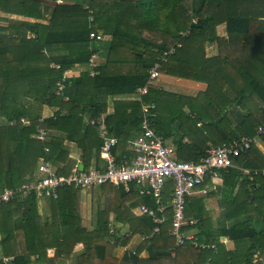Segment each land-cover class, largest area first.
Segmentation results:
<instances>
[{"label": "trees", "instance_id": "trees-1", "mask_svg": "<svg viewBox=\"0 0 264 264\" xmlns=\"http://www.w3.org/2000/svg\"><path fill=\"white\" fill-rule=\"evenodd\" d=\"M177 7L186 9L193 21L177 16ZM44 11L42 0H0V12L46 21H8L0 27V33H7L0 35V118L5 121L0 126V192L27 182L45 155L52 161H65L64 139L81 150L82 170L87 171L92 160L99 164L102 141L88 131L83 116L97 120L106 114L109 97L144 87L155 63L160 65L158 74L204 83L206 89L186 97L151 85L139 102L114 101L105 126L118 138L113 149L116 157L125 153L127 143L140 132L143 104L154 106L149 110L154 115L150 124L157 134L169 137L175 132L192 140L194 154H184L181 159L186 161H198L210 145L227 146L237 137H253L256 127L264 123V0H85L83 5L75 0L68 5L55 2ZM222 24L225 38L216 31ZM92 31L109 39L104 46L108 47L106 62L96 69V76L85 72L66 80L62 94L67 101H63L55 95V84L64 71L87 64L100 52L89 41ZM212 44L217 55L206 57V45ZM28 101L45 102L58 110L24 127L20 120L30 115ZM37 125L64 137L36 141L31 136ZM234 162L249 174L244 176L236 168L219 171L224 187L234 189L239 183L233 197L232 192H221L232 199L219 201L223 212L216 231L195 215L186 200V220L197 217L198 222L183 230H195L199 244L208 248L188 242L175 245L169 234L170 209L164 213L166 220L159 232L152 235L151 218L136 216L132 209L140 203L154 207V201L140 198L133 185L128 192L120 186L100 187L110 193L109 209L115 220L129 224V235L123 238L110 232L101 213L94 230L88 232L81 226L80 191L65 188L50 199L51 216L45 221L37 213L33 195L1 206L0 264L6 257L13 258L9 264H30L32 257L45 263L49 249L56 260L70 261L77 244L85 252L75 264H119L113 250L136 235L143 238L140 247L124 254L130 264H147L139 260L142 251L159 264H252L257 251L264 253V156L253 145ZM243 216L247 217L227 227L228 221ZM18 235L23 252L17 246ZM221 238L228 239L233 249L227 250Z\"/></svg>", "mask_w": 264, "mask_h": 264}, {"label": "built area", "instance_id": "built-area-1", "mask_svg": "<svg viewBox=\"0 0 264 264\" xmlns=\"http://www.w3.org/2000/svg\"><path fill=\"white\" fill-rule=\"evenodd\" d=\"M29 37L33 35L29 34ZM88 38L91 43H100L104 40L102 34L93 31L89 33ZM170 53L173 51L171 50ZM94 57L95 54L89 60L92 66H94ZM158 70L159 66L155 65L149 71L146 85L136 90L139 98L145 96L149 87L157 80ZM65 82L66 75L64 74L56 83V94L61 93ZM153 108L154 106H142L140 133L128 143V151L119 158L113 152L118 143L117 139L107 136L106 131L103 128L100 129L99 137L102 145L99 155L105 162L103 169L89 168L84 171L79 163H76L66 170V174H58L45 158H41L31 180L14 188H4L0 192V208L4 204L24 200L32 195L35 199H56L58 191L65 188L89 191L104 186H121L128 192L130 186L134 185L138 188L142 198L150 197L156 205L155 208L145 204L138 207V214L150 217L155 224L152 233L154 235L159 232V225L165 221L166 206L162 205V196L165 189L170 188L171 200L168 208L171 210V228L169 234L174 238L175 245L181 247L188 242L194 247L208 248L202 243L199 244L196 237L183 230L187 225L186 200L200 187H202L200 192L205 194L203 186L207 181L213 182L220 178V170L237 169L235 158L248 151L259 139L264 138V123L256 127V134L253 137H237L227 146L209 147L205 151V156L196 162L183 161L176 157L175 148L168 145L165 138L151 127L150 117L154 115L149 110ZM20 121L25 125L28 124L27 118H21ZM90 124L94 125V121ZM33 139L45 143L47 141L46 131L37 125ZM44 152H48V148H45ZM242 171L246 175L249 174L248 170ZM10 261L12 258L2 259L3 264H9Z\"/></svg>", "mask_w": 264, "mask_h": 264}, {"label": "crops", "instance_id": "crops-1", "mask_svg": "<svg viewBox=\"0 0 264 264\" xmlns=\"http://www.w3.org/2000/svg\"><path fill=\"white\" fill-rule=\"evenodd\" d=\"M76 1L81 2L82 5L85 4V0H76ZM55 2L57 4H60V5H62V4L68 5V4L74 3L75 0H42L43 12L47 13L44 10L47 7L50 9L51 6H53L55 4ZM174 13L177 16L185 19L186 21H190V20L193 21L189 12L184 8L177 7V8H175ZM45 16L47 17V15H45ZM89 20L91 21V19H89ZM8 21H14V22L26 21L28 23L38 22V23H42V24L46 23V21L43 19L42 20H35L32 18H25V17H21V16H17V15L6 14L3 12H0V27H6L8 25ZM216 31H217V34L219 37H222V38L226 37V31H225V25L224 24L219 25L216 28ZM5 34H7V33H0V35H5ZM107 41H109L108 38L104 39L100 44L102 45L104 43H108ZM101 45H99V43H95L94 46L99 48L100 52H98V53L101 55L99 59L103 60L102 55H103L104 51H107L105 49L106 48L108 49V47H106V48L102 47L101 48ZM205 50H206V57H214L217 55V52H218L215 44L206 45ZM96 54H97V52H96ZM99 59H97L98 61L95 60V64L97 65V68L104 66V64H105V63L101 64L100 63L101 61ZM155 65H158L160 68L159 63H155L154 66ZM97 68L92 66L88 61L87 64L77 65L75 67H72V68L64 71L63 75L64 74L66 75V80L79 77L81 73H85V72L89 73L90 76L93 77V76H96L99 74V72L96 70ZM158 77H159V79L157 78V80L153 83L154 85L152 84L151 87L165 91V92H169V93H173V94H177V95H182V96H186V97H195L197 95V93L202 92L206 89V85L204 83L195 82V81L186 80V79H180V78L172 77V76L161 74V73H159ZM159 80H162V84H158ZM65 88L66 87H64V89ZM64 89L61 91L60 94H56V89H55V95L62 97L63 101H67V97H63V94H62L64 92ZM68 90H71V88H68ZM140 98L136 94V91L132 94L117 95V96L109 97L108 98V105H107V109H106V114L101 115V117H99L97 120L93 119V118L90 119L89 116H87V115L83 116V119L85 120V125L87 127H90V129L88 131H90L91 134L99 136L100 129L103 128L106 131L107 136L109 135V137H115L116 139H118L116 136L109 134L108 129L105 126V116L113 113V102L114 101H138L139 102ZM142 106H141V112H142ZM151 106H153V105H151ZM26 107H27L30 115L27 118V120H28L27 125L21 123L24 127H28L30 122L33 120L42 121L43 119L51 117L58 110L57 107H51V106L47 105L45 102L35 103L32 101H28ZM91 121H94V125L90 124ZM4 123H5V121L3 123H1V125H3ZM92 127H94V128H92ZM45 131L47 133V141H50V139L52 137H64V134H62L61 132H58V131H51V130H45ZM34 133L31 136L32 139H33ZM139 133L136 134L131 140L136 138L137 135H139ZM164 138H165L166 143L168 145L175 148L176 157H178V159L180 158V160H183L181 158L184 157V154L185 155L189 154V155L193 156V154H194V149L192 146L193 142L188 136L181 135L180 133L174 132L169 137H164ZM99 139H100V137H99ZM128 143H127L125 152L128 151V148H129ZM211 146H215V145H210L209 147H211ZM254 146L264 156V143H263V141L261 139H259ZM61 150H62V152L67 154V156H65L66 158L64 157L65 161H63V162L52 161V160L48 159L46 157V155H45V157H43V158H45V160H47L50 163V165L56 171V173H58V171H60V170L66 171L69 167H71L72 165H74L76 163H79L80 168H81V162H82V160H81L82 155L81 154H82V152H81V150H79V148H77L73 143L64 139ZM48 152H49V150H48ZM48 152H45V153H48ZM40 159H38V161H37V164L35 166V169H34L32 176L30 178H28L29 180H31L33 178V176L37 170V165L39 164ZM183 161H186V160H183ZM104 167H105V162L101 159L99 164H97L95 162V160H92L89 168L103 169ZM236 167L239 171H241L243 173L244 176H246V174L242 170H247V169L240 168L237 165H236ZM238 183L235 185L234 189H229V188H226L222 185V179L221 178L215 179L213 182L207 181L205 183V185L203 186V189L206 191L205 194H202L200 192V190L202 189V187H200L197 189V191H195L191 196L188 197L189 203L193 204V205L191 204V207L196 211L195 215H198L199 217H203L206 221V224L210 228V230L216 231V229H218V225H217L218 222L216 223V221H218L217 218H220V214L222 215V212H223V210L220 209V207L218 205L219 201L222 199V197L223 198L226 197L227 200H231L233 197V194L236 193V191L238 189ZM218 186L224 191L232 192V197L229 198L228 194H226V196H222V197L220 196L219 200L217 199L218 201H216L215 196L212 193H215V191L217 189L216 187H218ZM92 190L93 191H92L91 198H90V195L80 193V195H81V205H80L81 217H82V219H85L82 221V226L84 228H86L88 232L93 231L95 226H96L98 213H101V215L103 216V220H104L105 224L109 227V230L114 231L113 233H117V235L119 237L123 236L122 234H124V232H126L125 230H123L125 228V225L117 222L115 220L114 214L112 212H110V209H109V203H110L109 195H110V193L106 190L103 191L101 188H95ZM123 190L125 191L124 188H123ZM79 191L85 192L84 190H79ZM170 194H171L170 188H166L164 191V194L162 196V201L164 198L166 201L165 203L163 202L164 204H162V205L166 206V210L170 209V208H168V205H169L170 200H171ZM210 197H212V198H210ZM140 198H142V197L140 196ZM35 201H36V209H37V213H38L39 217H41L44 221L48 220L51 216L50 199H46V198L35 199ZM141 204H144V203H140V204H138V206H136L135 208L132 209L134 211V213H133L134 215H137L136 210L138 212V207ZM150 207L155 208L156 207L155 203H154V207H152V206H150ZM213 210H214V212H212ZM137 216H146V215H139L138 214ZM245 217H247V216H243V217L237 218L235 220L228 221L227 227H230L235 222H239L241 220H244ZM164 218L166 220V216ZM209 218L213 222L214 228L211 227ZM89 219L91 222H89ZM186 221H187V224H190L191 222L197 223L198 219H197V217H194L191 219V221H188V220H186ZM214 221H215V223H214ZM84 224H86L89 228H87L86 225H84ZM127 231H128V229H127ZM187 233L193 234L194 236L196 235L195 230H189V231H187ZM138 239H139V243H141L142 237L141 236H134L133 238H131L129 240L127 247L122 248L121 246H118L117 249L118 250L122 249V251H124L126 249L129 250L130 248H132L133 246L136 245ZM222 240H225V243H223V245L225 246V248L227 250L230 251L233 249V245L228 239L221 238L220 241H222ZM77 247H78L77 252H80L83 249L82 245H78ZM48 251H47V253H48L47 258L49 260L45 263H40V264H53V263L59 264V262L61 264H66V263L72 262L71 260L70 261H64V260H60V259L56 260L54 257V254L51 256ZM22 252H23V249H22ZM142 253L146 254L147 252L144 251ZM32 264H33V262H32ZM252 264H264V253L257 251V253L252 258Z\"/></svg>", "mask_w": 264, "mask_h": 264}, {"label": "rangeland", "instance_id": "rangeland-1", "mask_svg": "<svg viewBox=\"0 0 264 264\" xmlns=\"http://www.w3.org/2000/svg\"><path fill=\"white\" fill-rule=\"evenodd\" d=\"M99 45H101V44H99ZM107 45V43H104V44H102L101 45V48L102 47H104V46H106ZM107 50V49H106ZM107 51H104V53H103V60H100L99 58H100V54L99 53H97V54H95V57H94V62H93V65H94V67L95 68H97V65L95 64V60H97V59H99L101 62V64H103V63H105V61H106V57H107ZM98 61V60H97ZM51 67L53 68V66L51 65ZM158 79H159V77H158ZM161 79V78H160ZM57 83V82H56ZM157 83V82H156ZM158 84H162V80H159V82H158ZM154 85V84H153ZM55 87H56V84H55ZM177 95V94H176ZM184 95V94H183ZM35 103H38V102H35ZM36 106V105H35ZM4 121L0 118V125H1V123H3ZM217 189H216V191H215V193H212V194H214V196H215V200L216 201H218L219 200V198H220V196L222 197V195L223 194H221V192H222V189L218 186V187H216ZM92 191L93 190H89V191H85V192H81L80 191V193L81 194H86V195H90V198H91V195H92ZM100 193V192H99ZM81 196V195H80ZM224 196V195H223ZM208 198V197H207ZM210 198H212V197H210ZM218 199V200H217ZM198 202V201H197ZM192 204V203H191ZM190 204V205H191ZM80 205H81V201H80ZM193 205V204H192ZM212 212H214V210L212 211ZM132 213H134V211L132 210ZM221 213V212H220ZM136 214L138 215V212H137V210H136ZM136 215V216H137ZM221 215V214H220ZM212 217V216H211ZM214 219V218H213ZM218 219V221H216V223L217 222H219V220L220 219H222V217L221 218H217ZM83 220H85V219H82V221ZM188 220V219H187ZM209 220H210V218H209ZM82 221H81V226H82ZM89 222H91L90 221V219H89ZM214 223H215V221H214ZM121 224H124L125 225V228L123 229V230H125L126 232H124V234H122L123 236V238H126L127 236L126 235H129V231H127V229H129V224L128 223H121ZM84 225H86V224H84ZM127 225V226H126ZM210 225H211V227H213L214 228V224H213V222L210 220ZM217 225H218V223H217ZM83 227V226H82ZM86 227L87 228H89L87 225H86ZM84 228V227H83ZM86 229V228H85ZM120 229V228H119ZM87 230V229H86ZM110 232H114V231H110ZM128 233V234H127ZM193 235V234H192ZM136 236H138V235H136ZM194 236V235H193ZM134 237V236H133ZM132 237V238H133ZM194 237H196V236H194ZM16 241H17V246L19 247V250H20V252H22V247H23V240H22V237H21V235H18L17 236V239H16ZM142 242V241H141ZM129 243V242H128ZM128 243L125 245V246H122V248H124V247H127V245H128ZM222 243H225V240H222ZM78 245H81V244H77L75 247H74V249H73V251H72V256H71V263H66V264H75V261H76V258L78 257V256H80V255H82L85 251H84V247H83V249L80 251V252H77L78 251ZM140 245H141V243H139V239L137 240V243H136V245L135 246H133L132 248H130L129 250L128 249H126V250H124V251H122V249H117V248H115L114 250H113V257L115 258V259H117L118 261H119V264H130L128 261H126L125 259H124V254H125V251H129L130 253H134L135 251H137V249L140 247ZM232 246V245H231ZM48 251V250H47ZM49 253H50V255L52 256L53 254H54V251L53 250H50L49 249V251H48ZM142 252H144V251H142ZM140 253L139 254V260L142 262V263H147V264H159V263H156V262H153V261H150V259H149V255H148V253H146V254H143V253ZM47 255H48V253H47ZM0 257H1V251H0ZM6 258H10L11 259V257H6ZM32 260H31V262H30V264H32V262H33V264H39V263H37L36 261H35V258L34 257H32L31 258ZM61 260V259H60ZM53 264H55V263H53ZM59 264H61L60 262H59Z\"/></svg>", "mask_w": 264, "mask_h": 264}]
</instances>
